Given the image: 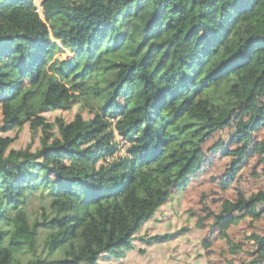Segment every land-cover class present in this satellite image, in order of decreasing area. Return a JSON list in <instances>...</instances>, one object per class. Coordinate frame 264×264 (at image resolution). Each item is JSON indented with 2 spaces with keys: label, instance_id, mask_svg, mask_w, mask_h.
<instances>
[{
  "label": "trees",
  "instance_id": "1",
  "mask_svg": "<svg viewBox=\"0 0 264 264\" xmlns=\"http://www.w3.org/2000/svg\"><path fill=\"white\" fill-rule=\"evenodd\" d=\"M42 14L0 0V264L118 260L188 184L202 141L237 120L249 145L264 124V0H43ZM80 102L91 122L43 116ZM26 122L40 146L10 149ZM254 152L264 173V140Z\"/></svg>",
  "mask_w": 264,
  "mask_h": 264
},
{
  "label": "rangeland",
  "instance_id": "2",
  "mask_svg": "<svg viewBox=\"0 0 264 264\" xmlns=\"http://www.w3.org/2000/svg\"><path fill=\"white\" fill-rule=\"evenodd\" d=\"M42 1L35 3L44 17ZM60 55L67 59L73 54L66 50L57 54ZM96 112L97 109L80 102L71 109L47 111L43 116L50 122L58 117L70 122L82 113L91 122ZM106 120L115 131V121ZM236 121L202 141L200 167L189 174L184 188H172V200L140 229L134 247L126 250L121 259H106L101 264H264V202L256 205L253 214L237 208L229 210L239 198L264 191L261 155L254 152V144L264 140V124L252 134L251 144L246 145L234 140ZM4 135L16 137L10 149L30 145L35 151L40 146L41 130L33 132L30 122ZM115 140V157L125 158L128 143L118 134ZM170 233L175 236L167 242L144 241Z\"/></svg>",
  "mask_w": 264,
  "mask_h": 264
}]
</instances>
